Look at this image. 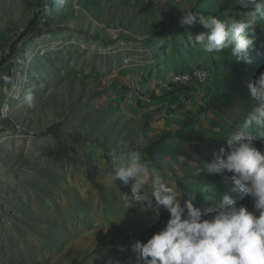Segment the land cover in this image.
Instances as JSON below:
<instances>
[{
    "label": "rangeland",
    "instance_id": "1",
    "mask_svg": "<svg viewBox=\"0 0 264 264\" xmlns=\"http://www.w3.org/2000/svg\"><path fill=\"white\" fill-rule=\"evenodd\" d=\"M188 9L243 10L234 0H0V264H132L131 245L169 214L127 208L131 186L113 174L130 151L182 202L203 211L214 207L204 197L228 193L253 210L230 174L203 167L254 104L264 22L249 62L237 61L193 45L204 29L179 26ZM254 142L264 150V136Z\"/></svg>",
    "mask_w": 264,
    "mask_h": 264
},
{
    "label": "clouds",
    "instance_id": "2",
    "mask_svg": "<svg viewBox=\"0 0 264 264\" xmlns=\"http://www.w3.org/2000/svg\"><path fill=\"white\" fill-rule=\"evenodd\" d=\"M234 3L243 9L239 18L198 15L188 9L182 11L179 26L202 25L204 30L193 36L192 43L203 52L230 50L235 60L249 62L255 27L264 22V0ZM247 87L254 101L251 110L227 137V147L213 153L203 170L209 175L230 174L232 191L251 197L253 210L228 193L218 200L204 197L214 207L203 211L191 199L182 202L181 191L162 180L141 152L130 151L120 162L114 161L113 174L114 181L131 186V195L124 194L127 208L139 205L143 212L169 214L163 228L131 245L132 264H264V150L254 142L256 135L264 136L257 131L264 130V71Z\"/></svg>",
    "mask_w": 264,
    "mask_h": 264
},
{
    "label": "bare ground",
    "instance_id": "3",
    "mask_svg": "<svg viewBox=\"0 0 264 264\" xmlns=\"http://www.w3.org/2000/svg\"><path fill=\"white\" fill-rule=\"evenodd\" d=\"M4 106H5V105H4ZM6 110H7V109H6ZM4 111H5V110H4V109H2V113H4ZM1 116H2V115H1Z\"/></svg>",
    "mask_w": 264,
    "mask_h": 264
}]
</instances>
